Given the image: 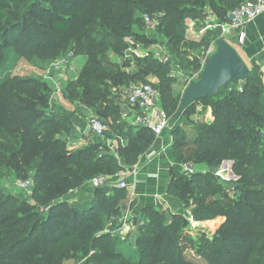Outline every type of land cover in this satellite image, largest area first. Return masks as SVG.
I'll return each mask as SVG.
<instances>
[{
    "label": "trees",
    "instance_id": "16d2710c",
    "mask_svg": "<svg viewBox=\"0 0 264 264\" xmlns=\"http://www.w3.org/2000/svg\"><path fill=\"white\" fill-rule=\"evenodd\" d=\"M242 2L0 0V101L9 119L7 129H0V178L12 170L17 180L28 181L33 202L0 189V264H62L70 258H86L87 263L96 264H200L188 258L182 246L187 221L180 213L145 207L132 220L134 230L124 237L120 232L124 188L112 184L105 190L103 184L94 188L90 200H67L71 189L84 187L93 177L111 178L131 169L153 147L155 135L149 128L121 120L118 100L132 84H150L157 90V103L172 127L171 150L176 162L206 168L191 175L171 169L166 188L168 196L191 206L195 220L218 223L210 237L199 234L194 244L196 256L204 264H264V140L260 135L264 85L259 65L247 66L244 80L195 101L183 111V123L171 124L187 84L182 82L176 88L179 80L184 81L177 70L201 68L196 54L190 59L184 56L186 49L181 55L176 46L182 42V47L195 44L197 48L210 41L216 45L220 39V31L210 29L198 39H188L186 19L203 18L208 8L219 23L226 22L228 11ZM142 13L156 18V30L167 35L175 59L162 62L148 53L127 71L124 38L132 36L146 45L156 42L134 30L141 26ZM209 35L210 39L205 38ZM109 51L122 61L112 63ZM69 52L83 56L84 63L75 80H70L74 83L64 88L65 97L78 100L109 125L118 140L115 155L106 150L97 154L101 145L96 142L68 149L76 117L74 112L58 111L57 117L51 110L53 85L37 83L25 95L15 85H25L29 79H8L20 58L33 56L51 63ZM198 102L211 108V123L190 120ZM187 125L192 126L191 136ZM33 142L36 154L16 164V158L21 159ZM223 161L232 162L234 182L220 181L215 175ZM227 183L234 185L235 193L229 201ZM126 242L132 245H127L129 250L123 245Z\"/></svg>",
    "mask_w": 264,
    "mask_h": 264
},
{
    "label": "rangeland",
    "instance_id": "374dc122",
    "mask_svg": "<svg viewBox=\"0 0 264 264\" xmlns=\"http://www.w3.org/2000/svg\"><path fill=\"white\" fill-rule=\"evenodd\" d=\"M143 14L142 13L140 15L141 17V26L140 27H136V29H134L137 33L144 35V37L146 39L150 40H155L156 42L153 43H149V44H145L144 42H139L137 41L134 37L129 36L124 38V43L128 46L130 44H137V46H139L143 51L144 50H150L152 51V53H155V55L159 56H163V55H168V59L174 58V53L170 51L169 49V44L167 43V35H165L162 32H157L156 30V24L154 26H148L147 24H145L144 20H143ZM204 15H206V19H207V14L205 13ZM153 18H155L153 16ZM156 19V18H155ZM213 20V19H211ZM195 23L191 24L190 27V31L195 30L194 28ZM199 27V26H198ZM0 31H1V26H0ZM186 32L188 33V37H192L191 35H193L194 33L197 32ZM191 33V35H190ZM205 38L210 39V35L206 36ZM205 41V40H204ZM208 41V40H207ZM197 43V42H194ZM213 42L210 41V43H202V44H198L199 48L196 46H194L195 44H191L188 47H182L181 44L182 42L176 46L179 47L178 49L181 52V55H183L185 49L187 51V55H184L185 57H189L190 59L193 58L194 54H196L200 61V65L201 62L205 56V54L212 49V47H214V44H212ZM2 44L1 39H0V45ZM233 47L237 50V46L236 44L232 43ZM133 46V45H132ZM136 46V45H135ZM212 46V47H211ZM195 48L197 49V52L195 50ZM154 49V50H153ZM132 52V50L130 48L127 47V49L125 50V52ZM154 51V52H153ZM170 51V53H169ZM1 52L2 50H0V58H1ZM213 52V50H212ZM199 53V54H198ZM109 55V59L112 63H119L120 61H122V57H118L116 56L113 52L109 51L108 53ZM171 55V56H170ZM70 57L68 60H66V62L63 64L61 63L58 67H56L55 69H53L54 71H56L55 73H52V64H54L56 61H59V59H56L54 61H52L51 63L47 62V61H38L36 59H34L33 56H30L28 58H20L18 61L15 62V64L12 66V68L10 69L9 73H8V79H29L31 82H27L25 85H15L18 89H20V91H22V93L29 94L33 88L36 87V84L40 82H42L43 84H46V82L51 83L54 87V89H52V98H51V103L50 106H52L51 110H54L57 117H59V113H66V112H74L73 109H85L83 105L79 104L78 100H74V101H69L66 99L65 97V91L64 88L66 89L67 83H74V82H70L75 80L73 79V77L79 72L80 68L82 67L83 63H84V57L83 56H72V54L69 52L65 55V57ZM132 54L130 55V61H126L127 63H131L133 61V64H136L137 61H141L143 59V57L141 56H133L131 58ZM124 57V56H123ZM62 58V57H61ZM125 62V61H124ZM139 62H137L138 64ZM132 66V64H131ZM49 70V76H46V70ZM202 70V66L197 67L195 70H191L189 69H178L177 74L178 75H182V77L184 78V81L179 80L177 82L176 88H181L180 86H182V82L183 83H187V85H189L192 80H196L197 79V72ZM261 81L262 84L264 85V70L261 69ZM69 81V82H68ZM185 86V87H186ZM63 89V90H62ZM125 95V92H124ZM123 95V96H124ZM204 102H202L201 104L204 106H207L206 104H203ZM58 111V112H57ZM55 115V114H54ZM99 117L96 113H94L93 111L89 110V114L88 117ZM64 121V120H62ZM200 121V120H197ZM178 123H183L184 120L182 118H180L178 121ZM8 123H9V119H8V115L5 112L4 106L0 101V129H4L6 130L8 127ZM107 127V135H105V139H103V142L107 141V137L109 134H111L110 131V127L108 124H106ZM185 127V126H184ZM186 132L189 136L193 135V130H192V126L191 125H187L186 127ZM264 128L261 129L260 131V135H261V139L264 140ZM262 131H263V135H262ZM20 135V134H19ZM18 135V136H19ZM69 136L71 137V134H69ZM116 138V137H115ZM115 141V140H114ZM99 143L101 146L100 148H98L97 150V154L103 153L105 150L112 153H114V151H116L115 147H113L112 149H109V147H104L102 143ZM36 142H33L30 144L29 148L26 150V152H24V154H22L21 159L16 158V164H18L20 161L23 162L24 160L27 161L30 158H32V156H34L36 154L37 148H36ZM1 148V147H0ZM69 149V147H68ZM9 151V149H7ZM70 150H73V148H70ZM195 171H202L203 169H206L203 165L201 164H192ZM231 165L228 161H223L220 166L218 167V169L216 170L217 174L216 175L220 181L223 182H228V181H232L234 182L235 180H237V177L234 174H230V170H231ZM179 169V168H178ZM112 178V180H111ZM110 178V182L113 184L117 183V177H111ZM117 185V184H116ZM225 185V191L227 193V198L226 200H233L235 198V193L233 192V187L234 185H230L229 183L224 184ZM86 187L89 188H94L91 184V180L86 184ZM0 189L5 190L6 192H9L11 194H20L24 199L27 200L28 203L33 204L32 200L29 198L30 196V189L28 188H24L23 186H21V181L17 180L14 176V174L12 173V170L5 172V175L0 178ZM77 190V188H73L71 189L68 193L70 195L67 196V200L70 201V203H75L76 201H80L79 197L73 195L75 193V191ZM73 195V196H72ZM189 202L191 203L192 201V197L189 198ZM180 208L176 209L175 213H180L187 221V224L183 227L182 230V236H183V242H182V246L186 252V255L188 258L190 259H195L197 261H199L200 264H204V261H202L198 256H196L194 250V244L196 242V239L199 238V234H204L208 237H210L212 234H214L215 229L218 226V223L216 222V220H205V221H197L193 218V216L191 215V206L189 207H185L184 205H182L180 203ZM174 210V208L172 209ZM125 211V210H123ZM130 212L128 211L126 214H122L121 217V225L123 226V228L125 227V225H127L128 227H130V230H134V225L130 223V221L132 220L131 216H130ZM123 221H125V225H123ZM124 246H126V250H129L130 248H128L127 245H129L130 247H132L131 244H129L128 242L123 244ZM62 264H96L94 263H87L86 258H81V259H65L63 261Z\"/></svg>",
    "mask_w": 264,
    "mask_h": 264
},
{
    "label": "crops",
    "instance_id": "0c3cea01",
    "mask_svg": "<svg viewBox=\"0 0 264 264\" xmlns=\"http://www.w3.org/2000/svg\"><path fill=\"white\" fill-rule=\"evenodd\" d=\"M205 13L207 14V19L206 15H204ZM203 15V18L197 20L191 19L192 23H195V30L193 31L197 32L195 33V36H198L197 39L200 38L199 36H203L205 31H207V29L203 30L206 25H208L209 23H219L210 9L206 8ZM210 30L220 31L218 27ZM242 31L245 34V39L242 44L236 43L234 39L232 42L229 43L231 45L232 43L236 44L237 52L239 53L240 57L247 66L252 63H255L259 65L260 69L264 70V11L260 15L256 16L253 21L246 24L243 27ZM236 36L237 34L233 32L232 38H235ZM135 45L133 43L128 45V48L132 50V52L130 51L129 53L130 55L132 54L131 58L135 55L138 57H144L148 53H152V51L150 50L143 51L139 46H137V44ZM152 54L155 55V53ZM128 59L130 58H127L124 61H127ZM125 69L127 71L134 69L133 61L129 63V65L126 66ZM78 73L73 77V79L77 77ZM148 79L152 82L157 81L155 77H149ZM126 93L127 92L125 91V95ZM125 95L121 96L118 100L121 114L123 110L127 108ZM157 106L159 107L158 103ZM73 111H75L74 115L76 119H74V130L71 133V137H68L67 146L69 147V149L84 147L90 142H100L103 144L104 147H109V149L115 147V149H117L116 147L118 140L115 138L113 133L108 135L106 142H103V139H105V137L99 138L86 129V121L89 114V109L77 108L76 110L73 109ZM121 120L123 121L122 117ZM190 120H202L207 124L211 123L213 120L211 108L209 106L202 105L201 102L196 103L195 112L191 114ZM178 124L180 123L176 122L174 126ZM130 125L135 126L134 124ZM170 126L171 125L169 124L163 129L160 135L155 136V142L150 151L142 155L139 161L131 169L127 170L129 172L127 178L128 187L125 188L126 193L123 204L121 205V215L126 214L129 211L131 214L130 216L132 217L131 219L133 220L134 216H137L140 211L145 207L157 206L163 211L171 212H174L176 209L180 208V202L168 196L166 193V188L171 177V169H176L179 171L178 163L173 157V153L171 150L172 138L170 132L172 127L170 128ZM119 139L122 140V138ZM122 142L123 144H125L124 140H122ZM111 151L110 153H112ZM115 153L116 151H114V153L112 154L115 155ZM132 169H134L133 172ZM205 170L206 169H203L202 171ZM216 172L217 171H215V175H218ZM109 180L110 177H108L106 183H104V185H106L105 190H108V185L111 186L113 184ZM93 192L94 188H89L85 185L84 187L78 188L73 195L79 197L80 201H87L93 197ZM173 208L174 210H172ZM132 220L130 221L131 225ZM122 223L123 225H125V221H123ZM130 229V227L125 225L124 228L123 226L121 227L120 232L125 237V235L129 231H131Z\"/></svg>",
    "mask_w": 264,
    "mask_h": 264
},
{
    "label": "built area",
    "instance_id": "2783aa9c",
    "mask_svg": "<svg viewBox=\"0 0 264 264\" xmlns=\"http://www.w3.org/2000/svg\"><path fill=\"white\" fill-rule=\"evenodd\" d=\"M264 11V0H251L244 1L236 8L228 11L226 22L222 23H209L203 30L206 29H215L219 28V37L226 40L227 42H232L233 39L236 43L242 44L245 39V34L242 31L243 27L253 21V19L263 13ZM143 20L148 26L157 25L155 18L145 14L143 15ZM192 20L190 18L186 19L185 25L187 32L190 31ZM155 25V26H156ZM186 32V37L188 39H197L198 36L190 35ZM190 32H194L193 30ZM233 32L237 34L235 38H232ZM200 37V36H199ZM215 50V45L210 49L204 56L201 66L203 68L208 57ZM130 52H125L124 59L129 58ZM158 57V56H157ZM158 59L162 62L168 60V55L159 56ZM67 57L60 58L59 61H56L52 64V69L58 67L61 63H65ZM46 76H49V70H46ZM125 100H126V109L123 110L121 117L124 121H127L130 124L142 125L149 128L155 136L161 134L163 129L168 126V119L166 114L160 107L157 106L158 94L157 90L150 84H132L126 90ZM145 112V113H143ZM86 129L96 135L99 138L105 137L107 132V127L102 123L97 117H89L86 121ZM112 147V145H111ZM178 168L182 174L191 175L195 172L193 165L189 162L178 164ZM134 169H132V172ZM129 172L127 170L120 171L117 177V186L118 188H127V178ZM107 178L102 176L93 177L91 179V184L94 188L99 187L106 183ZM29 185L28 181L21 182V186L27 188Z\"/></svg>",
    "mask_w": 264,
    "mask_h": 264
},
{
    "label": "water",
    "instance_id": "95a60500",
    "mask_svg": "<svg viewBox=\"0 0 264 264\" xmlns=\"http://www.w3.org/2000/svg\"><path fill=\"white\" fill-rule=\"evenodd\" d=\"M247 75L248 67L237 50L229 42L220 38L214 52L204 64L198 79L183 90L179 108L171 124L178 121L183 111L195 101L215 96L222 87L229 83L242 81ZM230 174H233L231 170Z\"/></svg>",
    "mask_w": 264,
    "mask_h": 264
}]
</instances>
